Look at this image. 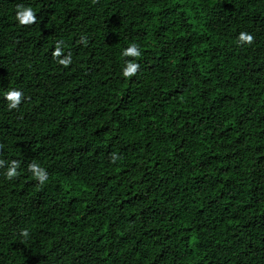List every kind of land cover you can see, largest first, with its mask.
<instances>
[{"label": "trees", "instance_id": "1", "mask_svg": "<svg viewBox=\"0 0 264 264\" xmlns=\"http://www.w3.org/2000/svg\"><path fill=\"white\" fill-rule=\"evenodd\" d=\"M0 264H264V0H0Z\"/></svg>", "mask_w": 264, "mask_h": 264}, {"label": "clouds", "instance_id": "2", "mask_svg": "<svg viewBox=\"0 0 264 264\" xmlns=\"http://www.w3.org/2000/svg\"><path fill=\"white\" fill-rule=\"evenodd\" d=\"M16 19L19 22L20 25L25 24H31L35 22V15L31 7L22 8L17 11L16 13ZM253 37L247 33H241L238 42L242 44H250L252 42ZM60 50L59 47H57L56 51L53 53L54 56H60ZM122 56L124 57H139L140 51L138 50L137 46L135 44L129 46L128 48L124 49L122 52ZM60 64H63L67 66V64L71 63V60L69 58L61 59L59 61ZM138 68V64L133 61H127L125 65L122 67L121 74L123 77H131L133 76ZM4 98L9 101L8 108L14 109L16 108L21 101V92L16 90H10L4 94ZM36 178L43 182L46 179V173L43 169L38 168L37 166L33 165L31 169ZM15 175V166L10 168L7 172V176L9 178L13 177ZM24 235H27L25 232Z\"/></svg>", "mask_w": 264, "mask_h": 264}]
</instances>
